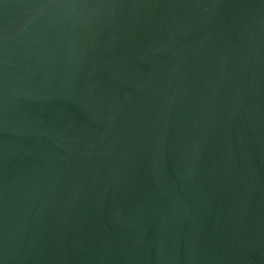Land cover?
I'll return each instance as SVG.
<instances>
[{
  "label": "water",
  "instance_id": "95a60500",
  "mask_svg": "<svg viewBox=\"0 0 264 264\" xmlns=\"http://www.w3.org/2000/svg\"><path fill=\"white\" fill-rule=\"evenodd\" d=\"M0 264H264V0H0Z\"/></svg>",
  "mask_w": 264,
  "mask_h": 264
}]
</instances>
